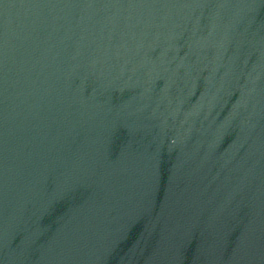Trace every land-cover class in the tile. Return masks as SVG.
Masks as SVG:
<instances>
[{
	"label": "water",
	"instance_id": "1",
	"mask_svg": "<svg viewBox=\"0 0 264 264\" xmlns=\"http://www.w3.org/2000/svg\"><path fill=\"white\" fill-rule=\"evenodd\" d=\"M0 264H264V0H0Z\"/></svg>",
	"mask_w": 264,
	"mask_h": 264
}]
</instances>
